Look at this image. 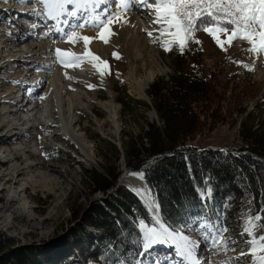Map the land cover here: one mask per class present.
I'll use <instances>...</instances> for the list:
<instances>
[{
  "label": "rangeland",
  "instance_id": "374dc122",
  "mask_svg": "<svg viewBox=\"0 0 264 264\" xmlns=\"http://www.w3.org/2000/svg\"><path fill=\"white\" fill-rule=\"evenodd\" d=\"M9 4H11L10 0H0V14L10 10ZM127 20L128 23L126 24L112 26L111 30L115 33L114 35L108 36L107 31H105L104 34L108 36L109 43L105 44L101 39H93L89 42L91 46L94 43L102 42L106 47L104 52L99 49L90 50L92 54L107 62L108 69L105 75L101 77L97 69L93 67V71L85 80L76 79L73 86L68 88L73 93L77 90L80 92L82 108L78 110V114L91 157L78 154V150L72 146V143H67L63 136L53 138L54 130L43 125L38 130H28L26 134L22 130L23 137L19 140L15 138L5 141L9 145L8 150H12L17 143H21L25 152L19 155L17 162L7 163L4 166L0 165V230L14 239L12 246L14 250L26 253L28 264H49L52 260L60 258L61 248L67 252L76 253L71 243L75 240L87 241L83 232V220L79 217L91 201L107 196L102 191L93 192L91 190L88 185L89 171L101 172L104 163L119 166L122 173L119 176L121 179L118 177L117 185L127 188H129L128 185L122 181L124 175L141 172L127 166L123 150L124 143L129 134H139L147 122L159 123L156 111L152 107L148 89L159 78L166 80L171 78L175 70L176 60L181 53L176 48L172 51H165L158 43H150L149 40L152 39L147 40L145 32L141 30V26L144 25H141V22L140 24L138 21L136 22L130 11L127 13ZM0 23L1 42L5 30L3 31V22L0 21ZM29 30L30 32L22 35L26 37L30 34L33 36L30 38H35L33 33L36 31L32 27ZM83 31L85 36H97V30L92 27L84 28ZM140 33L141 36L138 38L136 35ZM56 36L58 35L53 34V37ZM195 38L200 43L189 42L188 47L183 52V55L186 54L183 58L189 57L196 68V72L198 71L201 75L205 76L210 72L217 71L221 86L227 85V82L233 77L246 80L245 84L248 85L247 89L252 95L246 104L248 111L256 113L255 108L259 101L260 104L262 103L261 112L264 113V56H257L249 51L250 45L241 39L234 40L231 46L225 44L224 49H222L213 37L204 31L196 32ZM23 42L25 41H21L22 44ZM20 47L24 48L25 45ZM68 48L69 46H64L61 50H71ZM22 52L27 53V50ZM88 52L76 51L75 53L87 56ZM114 54H117L119 59ZM6 58L7 56L2 52L0 46V64L9 66L10 63H4ZM67 59L70 57L66 56ZM88 59L91 60V57L88 56ZM143 62L146 63L147 70H153L155 73L153 81L145 91V96L140 95L135 89L137 86L135 82L127 78L135 67L137 69L135 72L136 79L141 74L144 75L146 71L142 69ZM93 63L99 69H105V65L101 64L100 61ZM72 66L75 67V65ZM10 70L0 68V76L22 79L21 69L18 68L17 72L14 73H11ZM33 79V77L30 78L28 82L33 83ZM89 85L94 87H89ZM237 86H240V83ZM8 87V83L0 82V110L4 106V100L1 96L7 92ZM43 92L44 90L40 94ZM121 98H126L125 107L120 102ZM107 101H111L117 107L118 117L115 121L111 119V112L101 104ZM26 103L24 101V104ZM41 107L45 115L44 120L47 123L50 121L48 119L49 102L42 103ZM19 115L21 119L23 116L27 117V121L24 118L21 120L22 128L28 126V116L21 113ZM233 121L236 122L219 125L211 132L196 136L192 145L196 146L197 150L221 148L237 151L242 145L239 138L240 114L234 115ZM5 129L8 130L9 127L0 126V136L5 137V133H3ZM111 148L116 149L119 159H115ZM2 155H4L3 151H0V159L7 157L6 154L5 157ZM77 156H81L83 161L79 162ZM14 164L20 168L32 169L36 175L41 172L45 173L48 177L47 179H36L37 182L35 183L22 181L16 177L10 179L14 176L8 175V172L12 173ZM125 168L128 172L124 174ZM122 174L124 175L122 176ZM113 190L111 189L107 193H112ZM75 214H77V218L74 216ZM199 217L205 218L213 225L228 229L223 235L230 238L227 246L230 252L234 254L239 251H248V245L245 241L251 237L241 234L243 221L247 215L239 212L234 201L227 205H218L212 199L207 204L202 202L193 208H184L178 216V220L183 222L190 218ZM192 228H196V225H193ZM88 232L91 239L98 237L100 231L89 226ZM191 232L187 233L189 235L197 233L196 231ZM110 245L113 247H110L111 251L116 254L119 260L120 247L114 242H111ZM159 246L156 245L151 249V259L148 256L150 264L161 260V255H164L163 257L168 256L171 262L177 259L174 250L170 253V246L164 247L165 250L161 252L158 251L161 248ZM201 247H205L203 243ZM166 251L169 253H165ZM172 257L173 259H171ZM247 258L249 256H245L243 262H246ZM137 259L142 260L143 257L139 256ZM205 261L208 262L207 259ZM110 262L117 264L116 259L110 260Z\"/></svg>",
  "mask_w": 264,
  "mask_h": 264
},
{
  "label": "trees",
  "instance_id": "16d2710c",
  "mask_svg": "<svg viewBox=\"0 0 264 264\" xmlns=\"http://www.w3.org/2000/svg\"><path fill=\"white\" fill-rule=\"evenodd\" d=\"M183 54L176 60L169 80L159 78L150 85L148 94L159 123L147 122L139 134H129L123 149L127 166L144 172L161 215L170 222L180 223L178 216L184 208L212 199L218 205L234 201L239 212L246 215H264L260 212L264 208L262 103L257 102L256 113L248 111L246 104L252 95L246 80L233 77L221 86L217 71L201 75ZM120 102L126 106V98ZM239 114L242 145L237 151L197 150L192 145L196 136L236 122L234 115ZM111 149L119 159L116 149ZM121 173L119 166L106 163L101 172L89 171L91 190L107 196L91 201L79 217L87 241L71 243L76 253L61 248L60 258L49 264H112L110 260L115 259L117 264H130V254L142 251L134 244L140 236L137 223L150 216L137 195L117 185ZM111 189L113 192L107 193ZM74 216L77 218V214ZM89 226L100 231L98 237L89 238ZM111 242L120 247L119 260L110 249ZM13 245L14 239L0 230V264H28L26 253L14 250Z\"/></svg>",
  "mask_w": 264,
  "mask_h": 264
},
{
  "label": "snow or ice",
  "instance_id": "6c2138e0",
  "mask_svg": "<svg viewBox=\"0 0 264 264\" xmlns=\"http://www.w3.org/2000/svg\"><path fill=\"white\" fill-rule=\"evenodd\" d=\"M40 2L43 3L46 17L58 22L62 16L64 17L62 23L68 25L70 31L64 32L59 27L55 29L62 34V42L75 45L83 41L86 50L88 43L93 39H101L105 44L109 43L108 36L115 34L111 30L112 26L128 23L127 13L132 10L133 5H138L148 9L149 14L153 16L150 22L154 26L153 30L145 29V31L150 37L153 36V32L157 33L152 42L158 43L165 51L176 48L183 54L189 42L200 43L195 38L196 32L204 31L211 35L222 49L225 44L231 46L234 40L241 39L250 45L249 51L257 56H264V0H40ZM86 27L96 29L97 36L82 35L80 30ZM105 31L108 36H105ZM55 54L56 62L66 67L100 61L105 65L104 70L99 69L95 63L93 67L101 77L108 69L107 62L90 51L85 56L57 48ZM114 55L119 59L117 54ZM66 56L70 59L66 60L64 58ZM65 76L73 79L67 73ZM89 87L94 86L89 85ZM132 175L144 179L143 172ZM134 191L150 209V217L147 221L138 219L140 236L134 244L141 247L142 251L130 254L133 257L130 264H150L148 256L156 245L171 246L176 256L180 257V261L175 264H200L196 254L200 244L186 234L192 230L197 231L205 241L211 240L213 248L228 250L230 238L223 235L228 231L226 227L213 225L203 217L190 218L180 223L170 222L160 214V205L151 189L142 187ZM260 212L264 213V208L260 209ZM193 225H196L195 229L192 228ZM241 234L251 237L245 241L248 251L241 255L251 256L250 264H264V215H247L243 221ZM136 256L143 259H136ZM164 261L172 264L168 256L157 260L155 264H164ZM223 264H231V261H225ZM237 264H239L238 260Z\"/></svg>",
  "mask_w": 264,
  "mask_h": 264
},
{
  "label": "bare ground",
  "instance_id": "6f19581e",
  "mask_svg": "<svg viewBox=\"0 0 264 264\" xmlns=\"http://www.w3.org/2000/svg\"><path fill=\"white\" fill-rule=\"evenodd\" d=\"M29 1L30 0H10L11 4L8 6L10 10L0 14V21L3 22V31L5 30L4 35H2L4 37H2L3 39L0 42V46L2 47V52L7 56L4 63H10L9 66L0 64V68L6 70L11 69V73L17 72L19 68L22 74V79H19V77L10 78L8 76H0V82L4 81L6 84H9L7 92L1 96L4 100V106L0 110V126H7L9 129H5V132H3L5 133V137L0 136V143H4L6 139L13 140L16 138L19 140L23 137L22 132L25 131V128L29 130H38L40 126L43 125L54 130L55 133L53 138L63 136L67 143H72V146L78 150V154L91 157L90 151L86 146L85 136L78 114V110L82 108L80 92L77 90L73 93L71 89L69 91L68 88L73 86L74 80L76 79L85 80L93 71V63L85 62L82 66L62 67L60 63L56 62L57 57L55 49H62L64 46H69L68 49L71 48V51L74 53L76 51H90L92 49H99L104 52L106 47L102 42H99V44L94 43L92 46L88 43L86 50L83 41L75 45L70 42H62V34L55 29L59 27L62 28L64 32L70 31L68 25L62 23L64 17L62 16L59 22L48 18L45 15V9L40 0ZM130 12L134 15V20L136 22L138 21L139 24L141 22V25H144L141 26V30L145 32L147 40L152 39L149 40V42L153 43V38H155L157 33L153 32V36L150 37L145 31V29L152 31L154 27L150 23L153 20V16L149 14V10L141 8L138 5H133ZM6 18L7 20H5ZM69 20L71 23V18H69ZM31 27L36 31V33H33V35L35 34L36 36L35 38H30L33 37L30 34L26 35V37L22 35L23 33L30 32L29 29ZM86 29H88V27H86ZM80 31L82 35H84L83 29ZM45 33H47V35H45ZM53 34H57L58 36L53 37ZM136 36L140 38L141 33ZM21 41L25 42L22 44ZM12 45L14 46L12 47ZM21 45H25V47L22 48L20 47ZM26 50L27 53L22 52ZM145 62L142 64V69L146 71L144 75L141 74L142 76L140 75L139 78L136 79L135 72L137 69L134 66L135 69L127 76L130 81L135 82L137 85L135 89L142 96H145V91L148 85L153 81L155 75L153 70H147ZM65 73L73 77V79L66 78ZM30 76L34 78L32 80L33 83L28 82L27 78ZM23 89H26L28 92L30 96L28 99L29 101L26 100V97H24L25 95L22 99L15 101L16 95L20 94L21 90L23 92ZM43 90V94H40ZM41 97H43V99H41ZM24 101L27 103L24 104ZM46 101L49 102L48 119L50 120L47 123L44 120L45 115L41 107L42 103ZM101 104L111 112V119L115 121L118 117L117 107H115L111 101ZM20 113L28 116V126L24 128H22L21 120L24 118L27 121V117L23 116L21 119ZM42 141L44 142V140ZM21 146V143H17L12 149L13 151H7L6 148L2 156L5 157L6 154L7 157H5V159L8 158V161L6 160L7 162H5L2 158L0 159V165L4 166L7 163L17 162L19 155L25 152L24 148ZM81 156H77L79 162L83 161ZM9 174L14 176V178L10 179H15L16 177V179L19 178L22 179V181H32L34 183L37 182L36 179H47L48 177L45 173L41 172L36 175L32 169L20 168V166H16L15 164L12 173L8 172V175ZM19 176L23 177L21 178ZM122 181L124 184H127L128 187L132 188V190L142 187L149 188L146 182H144L145 180L139 179L137 176L132 175V173L124 175ZM192 232H195V230H192ZM186 234L188 233L186 232ZM190 237L198 242L200 241V247L196 250L200 264H223L225 261H231V264H237V260L239 264H249L251 261V256H249L247 261L243 262L245 257V255H241V253H244L243 251L233 254L229 249L228 251L213 248L211 246V240L205 241L198 232L190 235ZM202 243L203 246H205L204 248L201 247ZM159 247L161 248L158 251L161 252L165 250L164 247H169V245H160ZM169 248L171 253L174 249L171 246ZM165 253L169 252L166 251ZM163 256L164 255H161L160 258H163ZM149 259H151L150 256ZM171 259H173V257ZM204 259H207L208 262ZM179 260L180 257H177L172 264H175V262ZM164 264H169V261H164Z\"/></svg>",
  "mask_w": 264,
  "mask_h": 264
},
{
  "label": "water",
  "instance_id": "95a60500",
  "mask_svg": "<svg viewBox=\"0 0 264 264\" xmlns=\"http://www.w3.org/2000/svg\"><path fill=\"white\" fill-rule=\"evenodd\" d=\"M123 155H124V154H123ZM123 155H122V156H123ZM123 158H124V157H123ZM124 165H125V164H124ZM124 167H126V165H125ZM125 171L127 172L126 168H125ZM126 172H124V174H125ZM143 173H144V172H143ZM124 174H122V176H123ZM119 178H120V177H119ZM119 178H118V179H119ZM144 180H145V178H144ZM145 182H146V180H145ZM146 184H147V183H146ZM147 186H148V185H147ZM129 189H130L135 195H137V193H136L134 190H132L130 187H129ZM137 196H138V195H137ZM138 197L141 199V201H143L142 198H141L140 196H138ZM144 205H145V204H144ZM145 207H146V206H145ZM146 208H147V207H146ZM147 210H148L149 215H150V209L147 208ZM159 211H160V209H159ZM160 214H161V213H160Z\"/></svg>",
  "mask_w": 264,
  "mask_h": 264
}]
</instances>
